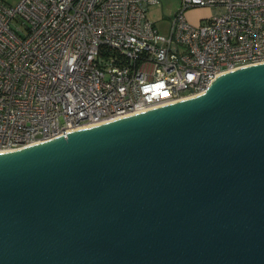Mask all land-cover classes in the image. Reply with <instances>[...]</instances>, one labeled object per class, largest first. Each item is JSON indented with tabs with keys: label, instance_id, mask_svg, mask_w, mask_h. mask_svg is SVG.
<instances>
[{
	"label": "water",
	"instance_id": "water-1",
	"mask_svg": "<svg viewBox=\"0 0 264 264\" xmlns=\"http://www.w3.org/2000/svg\"><path fill=\"white\" fill-rule=\"evenodd\" d=\"M0 264H264V62L1 151Z\"/></svg>",
	"mask_w": 264,
	"mask_h": 264
},
{
	"label": "built area",
	"instance_id": "built-area-1",
	"mask_svg": "<svg viewBox=\"0 0 264 264\" xmlns=\"http://www.w3.org/2000/svg\"><path fill=\"white\" fill-rule=\"evenodd\" d=\"M0 0V152L185 99L264 62V0ZM208 7L197 22L187 11Z\"/></svg>",
	"mask_w": 264,
	"mask_h": 264
},
{
	"label": "rangeland",
	"instance_id": "rangeland-1",
	"mask_svg": "<svg viewBox=\"0 0 264 264\" xmlns=\"http://www.w3.org/2000/svg\"><path fill=\"white\" fill-rule=\"evenodd\" d=\"M9 4H15L18 0H3ZM181 0H158L157 3L149 5L147 16L155 28L161 33H168L171 24V17L179 8ZM211 13L208 7H195L187 11V18L190 21H195L197 18H203Z\"/></svg>",
	"mask_w": 264,
	"mask_h": 264
},
{
	"label": "crops",
	"instance_id": "crops-1",
	"mask_svg": "<svg viewBox=\"0 0 264 264\" xmlns=\"http://www.w3.org/2000/svg\"><path fill=\"white\" fill-rule=\"evenodd\" d=\"M200 19V18H199ZM198 18L194 21V22H197L199 20ZM193 22V21H192Z\"/></svg>",
	"mask_w": 264,
	"mask_h": 264
}]
</instances>
